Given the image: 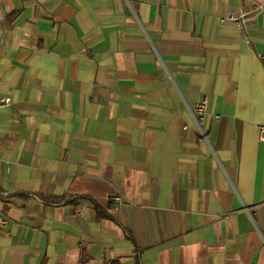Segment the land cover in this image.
Listing matches in <instances>:
<instances>
[{
	"label": "crops",
	"instance_id": "obj_1",
	"mask_svg": "<svg viewBox=\"0 0 264 264\" xmlns=\"http://www.w3.org/2000/svg\"><path fill=\"white\" fill-rule=\"evenodd\" d=\"M260 54L264 0H0V264H264Z\"/></svg>",
	"mask_w": 264,
	"mask_h": 264
},
{
	"label": "built area",
	"instance_id": "obj_2",
	"mask_svg": "<svg viewBox=\"0 0 264 264\" xmlns=\"http://www.w3.org/2000/svg\"><path fill=\"white\" fill-rule=\"evenodd\" d=\"M262 7H263V4L258 3L256 5H254L252 7L251 11H249V12H236L234 10H229L224 16L216 17V19L220 22L231 23L232 25H234L235 27H237L239 29H245V26L250 19V14H253V13L259 11L260 9H262ZM259 57L264 58V54H260ZM7 101H8V99L6 98L4 100V102H7ZM206 109H207L206 99L203 98L199 102L198 106L196 107L195 113H193V118L196 121V123H198L197 118H200V116L206 112ZM257 131H258L259 140L263 141L264 140V124L258 125ZM115 200L117 202H119L120 197H115ZM4 223H5V220L0 217V226L4 225Z\"/></svg>",
	"mask_w": 264,
	"mask_h": 264
}]
</instances>
